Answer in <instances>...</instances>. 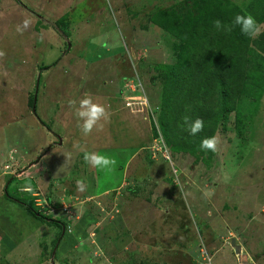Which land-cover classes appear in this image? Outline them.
Here are the masks:
<instances>
[{
  "label": "rangeland",
  "instance_id": "374dc122",
  "mask_svg": "<svg viewBox=\"0 0 264 264\" xmlns=\"http://www.w3.org/2000/svg\"><path fill=\"white\" fill-rule=\"evenodd\" d=\"M179 1L0 0V264H264V92L241 132L233 113L216 131L215 153L154 138L179 48L153 18ZM85 94L111 113L88 136L70 106Z\"/></svg>",
  "mask_w": 264,
  "mask_h": 264
},
{
  "label": "trees",
  "instance_id": "16d2710c",
  "mask_svg": "<svg viewBox=\"0 0 264 264\" xmlns=\"http://www.w3.org/2000/svg\"><path fill=\"white\" fill-rule=\"evenodd\" d=\"M245 13L264 26V0H248L243 6L232 0H181L155 12L153 21L169 31L179 48L175 61L161 66L162 100L157 121L152 122L154 138L161 139L166 150L195 153L202 139L226 128L232 113L235 131L241 132L244 111L263 94L264 33L249 39L239 26L231 32H217L212 26L215 19L231 23L237 14ZM186 115L202 118L204 130L195 136L181 130ZM6 189L5 195L29 216L62 229L66 226L53 215L39 212L31 198L12 196Z\"/></svg>",
  "mask_w": 264,
  "mask_h": 264
},
{
  "label": "clouds",
  "instance_id": "9594fccd",
  "mask_svg": "<svg viewBox=\"0 0 264 264\" xmlns=\"http://www.w3.org/2000/svg\"><path fill=\"white\" fill-rule=\"evenodd\" d=\"M30 20L23 21V28L17 26V31L22 33L24 29L30 25ZM212 26L217 32H231L234 26H239L243 35L249 39H256L264 33V26H261L256 18L251 13L237 14L231 23L215 19L212 21ZM5 52L0 50V58L5 56ZM70 106L75 108V116L78 120V126L83 135L88 136L94 130L99 131L103 128L104 123L110 120V111L102 103H98L94 98L85 94L78 102L70 101ZM181 130L187 131L190 136H195L204 130V120L200 117L193 119L190 116L182 117L180 125ZM220 140L217 136L205 137L200 142L201 150L217 152ZM166 150V149H165ZM167 151V150H166ZM71 153L64 154L66 160L71 158ZM166 159L169 157H165ZM84 161L92 167L99 169L113 170L117 161L114 157L100 152L85 153ZM76 186L78 191L86 190V180L84 178L77 179Z\"/></svg>",
  "mask_w": 264,
  "mask_h": 264
},
{
  "label": "built area",
  "instance_id": "2783aa9c",
  "mask_svg": "<svg viewBox=\"0 0 264 264\" xmlns=\"http://www.w3.org/2000/svg\"><path fill=\"white\" fill-rule=\"evenodd\" d=\"M208 264H212L209 259H208Z\"/></svg>",
  "mask_w": 264,
  "mask_h": 264
},
{
  "label": "crops",
  "instance_id": "0c3cea01",
  "mask_svg": "<svg viewBox=\"0 0 264 264\" xmlns=\"http://www.w3.org/2000/svg\"><path fill=\"white\" fill-rule=\"evenodd\" d=\"M59 142H60V141H59ZM23 173H24V171L21 172V174H23ZM51 190H52V189H51ZM51 193H52V192H51Z\"/></svg>",
  "mask_w": 264,
  "mask_h": 264
}]
</instances>
